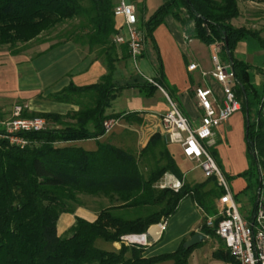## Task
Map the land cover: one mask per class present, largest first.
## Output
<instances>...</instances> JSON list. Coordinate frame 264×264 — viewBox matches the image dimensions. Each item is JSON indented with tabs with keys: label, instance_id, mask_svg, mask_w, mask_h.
I'll return each mask as SVG.
<instances>
[{
	"label": "trees",
	"instance_id": "1",
	"mask_svg": "<svg viewBox=\"0 0 264 264\" xmlns=\"http://www.w3.org/2000/svg\"><path fill=\"white\" fill-rule=\"evenodd\" d=\"M246 1L167 0L148 20H139L147 41L153 39L166 17H174L189 38L218 46V55L232 67L234 91L246 124L249 165L239 175L247 183L244 192L254 185L259 191L260 181L264 183V90L259 91L250 82L252 65L235 57L237 44L248 35L264 46L262 29L247 26L243 14ZM248 1L260 4L264 0ZM114 8L113 0H0V53L3 47L17 55L28 46L50 43L45 52L73 42L95 53V60L107 70L98 83L84 87L71 84L49 96V100L78 106L77 111L63 115L24 110L23 117H42L48 122L45 131L26 135L32 145L22 149L0 142V264H189L199 245L186 249L183 243L174 252L145 258V247L126 245L121 238L146 234L151 226L167 221L187 197L207 215L217 212L223 191L215 179L184 182L179 192L157 187L167 173L184 178L168 141L160 133L154 134L140 151L104 142H98L95 150L74 144L105 135L104 121L114 118L106 115V110L124 88L114 80L119 59L113 38L121 29ZM246 10L252 15V10ZM240 18L245 22L237 26L235 22ZM157 83L164 86L162 80ZM147 86L148 90L154 88ZM211 153L222 169L216 150ZM81 196L106 198L109 206L99 210L94 222L76 217L74 225L60 236V215L71 213L74 205H82ZM201 231L216 236L215 230L205 225ZM98 240L121 242L122 246L105 250L96 246ZM214 256L238 264L223 247Z\"/></svg>",
	"mask_w": 264,
	"mask_h": 264
},
{
	"label": "crops",
	"instance_id": "2",
	"mask_svg": "<svg viewBox=\"0 0 264 264\" xmlns=\"http://www.w3.org/2000/svg\"><path fill=\"white\" fill-rule=\"evenodd\" d=\"M119 1L113 0L114 5L116 6ZM166 1L131 0L136 7L138 19L142 21L147 20L146 13L150 8L158 9ZM117 21L122 25L121 17H118ZM244 22L245 18H240L235 23L242 26ZM49 45L50 43L31 47L17 55L10 52L0 53V110L10 113L14 105L20 104L30 113L67 114L70 111H77L78 106L49 100V96L61 92L71 84L84 87L98 83L107 72L105 65L100 60H95V53L91 54L73 42H65L43 52ZM212 49L215 50L214 45L205 44L193 36L189 38L184 27L172 16L166 17L164 23L154 31L152 40L144 42V49L138 60L140 72H137L132 64L128 48L124 45L117 46L119 61L116 64L114 80L118 86L124 88L107 108L106 115L117 120L119 129L115 131L114 127L110 133L98 139L77 141L74 144L80 146L87 141H102L120 148L140 151L154 134L160 133L165 137L160 120L153 116L154 113L168 111L163 91L170 94L169 97L179 104L181 111L193 125H198L203 111L195 95L196 88H211L218 98L223 96L220 83L202 76V71H211L218 60L224 61L221 55L217 57ZM235 57L252 65L249 70L250 82L261 91L264 77V46L261 42L253 36H246L237 44ZM193 63L197 64L198 68L189 71L188 67ZM149 79L155 83L162 80L164 86L152 84ZM146 85L154 88L148 90ZM129 95L144 98L147 102L146 113L129 111L128 102L124 100V97ZM245 133V115L240 111L215 129V145L212 146L217 150L222 171L230 178L229 183L235 196L244 193L247 186L245 179L239 176L249 165ZM183 179L184 182L187 181L185 174ZM91 198L92 205H74L71 213L60 215L57 222V232L60 236L65 235L74 225L76 217L88 222L97 220L98 212L103 208L99 207L97 202L107 199ZM203 222L202 209L191 197L185 198L177 212L167 220V228L160 237L148 236V244L143 246L145 247L143 256L150 258L176 251L193 233L198 231L203 233L201 231ZM151 232L158 237L157 228H152ZM206 237L202 243H211L213 256L214 252L222 247L226 250L220 238V241H217L209 235ZM121 246V242L111 244L115 250H119ZM195 249L189 258V264H196Z\"/></svg>",
	"mask_w": 264,
	"mask_h": 264
},
{
	"label": "built area",
	"instance_id": "3",
	"mask_svg": "<svg viewBox=\"0 0 264 264\" xmlns=\"http://www.w3.org/2000/svg\"><path fill=\"white\" fill-rule=\"evenodd\" d=\"M114 15L123 19L120 31L114 36L113 42L117 46L128 47L130 60L137 72H140L138 60L144 49V33L140 29L137 10L131 0H120L114 8ZM215 53L219 54V47ZM230 65L221 62L215 64L211 71H202L204 78L210 77L222 85L223 96L218 98L211 88L198 87L195 90L196 98L203 111L198 125H193L183 114L179 104L165 94L168 111L154 113L160 120L162 132L170 144L180 145L183 154L203 171L207 179H215L223 195L219 198L216 214L204 213V222L208 228L214 229L224 246L238 264H264V183L257 193L256 204L250 213L242 214L236 202L235 194L226 175L210 153L209 148L215 145V129L227 122L234 114L242 111L234 86L236 85L233 71L229 74ZM198 68L191 64L189 71ZM150 83L155 84L149 79ZM264 90V77L262 82ZM25 108L16 104L10 113L0 110V142L6 141L12 146L26 148L33 141L26 137L29 133H38L48 128V122L42 117H23ZM115 118L104 121L105 134L110 133L117 125ZM184 185V179L167 173L158 182L160 189H172L179 192ZM218 223L216 224V222ZM152 228L159 231L158 237L151 232ZM167 228V221H162L149 228L143 235H126L121 238L126 245L146 246L148 236L159 238Z\"/></svg>",
	"mask_w": 264,
	"mask_h": 264
},
{
	"label": "rangeland",
	"instance_id": "4",
	"mask_svg": "<svg viewBox=\"0 0 264 264\" xmlns=\"http://www.w3.org/2000/svg\"><path fill=\"white\" fill-rule=\"evenodd\" d=\"M257 5H259V4L253 3V2H250L247 0L243 6V14L246 15V17H247L246 19L248 20V23H249L247 25L248 27H252V29H257V30L262 29L263 30V27H264V1H262L259 6H257ZM246 9L252 10L250 13L252 15H249L248 14L249 10L247 11ZM156 10H157V7L154 9L150 8V10L146 13L147 20L150 18L151 15H153L156 12ZM254 11H256V14H254ZM262 36L264 37V33L262 34ZM36 46H38V44H35L32 48H34ZM28 47L25 48V50L30 49ZM212 50H214V49H212ZM2 51H3V53H5V52L8 53V51H9L8 47H3ZM36 51H38V50H36ZM214 52H215V50H214ZM261 90H262V87H261ZM129 96L124 97L125 102L126 103L128 102V106L130 108L129 111H133V112L137 111V112H145L146 113L147 102L144 100V98H142L138 95L135 97H133V96L129 97ZM135 115H137V114H135ZM64 121L68 122V123L74 122L73 120H70V119H64ZM115 127H116L115 131H117V129H119V124L116 125ZM100 143H103V142L100 141ZM80 146H82L83 148H85L87 150H95L98 148V142L87 141L85 143H82ZM212 149L216 150L215 147H213V148L210 147L209 148L210 153L212 152ZM169 150L174 155L176 164L179 167L180 171L183 174H185V177L187 178V181H185V183H190V184L200 183V182H203L207 179L204 176L203 171L197 166V162L191 161L187 157H185L180 145L169 143ZM216 152H217V150H216ZM214 156L215 155H213V157ZM217 157H218V154H217ZM218 159H219V157H218ZM215 160H216V158H215ZM216 184H217V182H216ZM217 186H218V184H217ZM256 189H258V185L257 186L254 185L251 190L246 191L244 193H240L237 196H235L236 202H237L239 209L243 215L246 213H250L253 210L255 199H256V194L258 192V191H256ZM254 195H255V197H254ZM251 196H252V198H251ZM81 200H82L83 204H85L87 206H90L93 204L91 197L81 196ZM97 203H98L99 207L100 206L101 207L109 206L108 200L100 201ZM209 236L214 240L220 241V239L217 235L216 236L215 235H209ZM121 242H122V240H121ZM96 246L98 248L105 249V250H111L112 249L111 244L106 243L102 240H98L96 242ZM194 253H195L194 254L195 255L194 262L196 264H230L228 261L224 260L223 258H221V257L216 258L212 255L210 242H204L201 245H199L195 249ZM163 263H165V262H163Z\"/></svg>",
	"mask_w": 264,
	"mask_h": 264
},
{
	"label": "water",
	"instance_id": "5",
	"mask_svg": "<svg viewBox=\"0 0 264 264\" xmlns=\"http://www.w3.org/2000/svg\"><path fill=\"white\" fill-rule=\"evenodd\" d=\"M225 46L226 48L228 49V41L227 39L225 40ZM232 67L230 66L229 68H227V72L230 74L232 72ZM262 187V182L260 181V185H259V189H261ZM206 235L201 233V232H195L191 238L189 240H187L185 243H184V248L186 249H190V248H194L198 245H200L205 239H206Z\"/></svg>",
	"mask_w": 264,
	"mask_h": 264
},
{
	"label": "bare ground",
	"instance_id": "6",
	"mask_svg": "<svg viewBox=\"0 0 264 264\" xmlns=\"http://www.w3.org/2000/svg\"><path fill=\"white\" fill-rule=\"evenodd\" d=\"M156 235H157V236L159 235V231H158V233H156Z\"/></svg>",
	"mask_w": 264,
	"mask_h": 264
}]
</instances>
